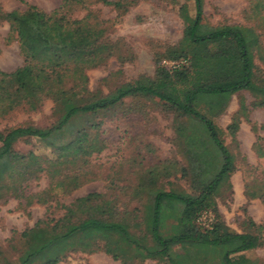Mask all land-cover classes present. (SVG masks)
Masks as SVG:
<instances>
[{"label":"trees","instance_id":"trees-1","mask_svg":"<svg viewBox=\"0 0 264 264\" xmlns=\"http://www.w3.org/2000/svg\"><path fill=\"white\" fill-rule=\"evenodd\" d=\"M70 1L73 0H62L60 7L48 14L32 6H27L20 15L0 8V23H8V31L15 32L22 58V64L14 70L0 71V118L16 109L35 111L46 99L51 101L55 117L47 128L27 125L0 131V204L9 198H21L26 206L31 204L32 197L24 195L23 187L40 174L46 176L50 190L56 188L63 195L91 181L88 159L104 149L97 130L99 124L94 123V118L121 105L125 98L133 97L156 100L177 113L180 121L172 124V128L175 138L183 141L193 160L189 172L195 186L192 194L150 193L148 190L154 186L156 174L147 172L137 186L146 197L139 223L131 226L132 230L141 233L137 237L129 232L130 226L125 221L114 218L116 212L107 206L94 205L101 195L77 198L62 207L64 211L60 218L37 220L31 228L21 232L15 260H6L0 253L2 264H57L71 253L91 254L95 251H102L120 264H131L136 257L167 264H186L187 260L212 264L202 254L205 250L219 252L217 264H244L243 253L262 244L259 233L263 231L264 223L251 221L250 225L257 233L237 234L217 215L213 197L221 182L228 180L235 169L222 136L224 131L233 136L238 122L232 117L223 131L211 119L224 110L231 95L240 91H246L254 98L253 107L264 110V75L259 77L253 64L254 57L264 60V43L261 44L260 35L252 28L240 25L202 28L201 0H192V17L187 14L186 6H180L184 22L181 39L165 60H158L154 78L120 85L102 95L89 91L87 80L76 70L73 59L64 61L58 54L53 63L34 60V46L46 41L41 36V25L62 27L67 23L74 32L81 28L82 19L69 20L59 14V9ZM247 2L253 12L264 9V0ZM102 4L115 7L117 2L102 0ZM16 17L18 23L32 24L33 33L38 34L29 38L27 34L32 30L29 33L17 30L14 26ZM261 18L264 21V15ZM109 54L111 48L106 45V55ZM162 61L184 63L166 68L161 65ZM82 66L79 65L81 71ZM194 71H200L202 75L189 78ZM244 111V107L239 106L238 114ZM30 141L49 150V155L42 156L31 150L20 154L13 150L15 143ZM72 144H78L76 154L64 157V150ZM205 157L216 162L214 170L204 161ZM259 200L264 207V201ZM203 210L211 211L214 216L209 231L194 223ZM82 211L85 216L79 218ZM169 220L172 222L168 223ZM173 247L180 252L172 250ZM131 253L133 258L129 260Z\"/></svg>","mask_w":264,"mask_h":264},{"label":"rangeland","instance_id":"rangeland-1","mask_svg":"<svg viewBox=\"0 0 264 264\" xmlns=\"http://www.w3.org/2000/svg\"><path fill=\"white\" fill-rule=\"evenodd\" d=\"M0 0L4 12L20 15L27 6L48 14L58 9L62 0ZM117 2L115 7L102 4V0H73L59 9L69 20H83L81 28L73 31L66 23L62 27L41 25V36L46 41L34 46V60L53 63L58 55L64 61H76V70L86 78L89 91L102 95L111 93L115 87L131 84L141 80H152L158 60H165L181 39L184 22L181 19L180 6H186L187 14L193 16L192 0H106ZM248 0H201V27L220 25L248 26L260 35L264 43V9L253 12ZM87 16V17H86ZM85 18V19H83ZM15 28L30 32L33 38L32 24L18 23ZM29 22V21H26ZM33 28V29H32ZM6 22L0 23V71L10 72L22 64L15 32H9ZM37 42V41H36ZM106 45H110L111 54L106 55ZM264 59V54H262ZM257 75H264V60L253 58ZM82 66V71L79 68ZM89 66V67H88ZM200 71L190 74L191 79L201 76ZM67 82H70L68 80ZM66 82V83H67ZM65 83V84H66ZM69 86L68 83L66 85ZM254 98L246 91L230 96L224 110L212 118L213 123L224 131L232 117H236L238 128L230 137L225 131L223 145L234 162V171L229 179L219 185L213 197L216 213L223 224L232 232L257 233L247 214L250 200L264 201V110L253 107ZM52 103L46 99L32 112L16 109L0 118V131L15 126H33L47 128L55 117ZM239 106L244 113L238 114ZM205 113V112H204ZM180 121L177 113L167 109L156 100L142 97L125 98L121 105L105 114L94 118L99 124L98 134L104 142V149L91 155L88 159L89 177L93 179L69 194L63 195L56 188L50 190L44 174L30 180L24 187V195L31 196V204L24 205L21 198H9L0 204V253L9 261H14L19 248L18 235L29 229L37 220H56L63 214V206L88 194L101 195L103 202H94L116 212L115 219L125 221L129 232L133 223H139L142 205L146 197L138 184L147 172L156 174L154 186L148 190L172 191L174 193L192 194L195 180L190 176L192 159L183 141L176 139L172 124ZM182 122V121H181ZM79 143V140L78 142ZM250 150H244L249 148ZM13 150L25 154L33 151L42 156L49 155V150L38 143L17 142ZM78 144H72L63 152L64 157L76 154ZM190 151V149H189ZM262 155L257 166L246 161L250 153ZM202 155V154H200ZM250 156V157H249ZM200 157V156H198ZM214 170L215 161L203 158ZM242 174L238 177L237 173ZM231 180V182L229 181ZM229 183V184H228ZM243 186L246 201L237 203L234 185ZM50 190V191H49ZM237 206V207H236ZM236 207V208H235ZM85 211L78 214L84 218ZM172 221H168L171 223ZM264 223V220L261 222ZM262 244L254 250L243 253L244 264H264V225L259 233ZM172 250L180 252L177 247ZM196 252H194L195 254ZM193 254V255H194ZM212 264L219 263V252L205 250L202 253ZM132 253L128 257L132 260ZM131 264H167L154 260L134 258ZM199 264L197 260H187L186 264ZM0 264L2 258L0 256ZM57 264H120L102 251L91 254L71 253Z\"/></svg>","mask_w":264,"mask_h":264},{"label":"crops","instance_id":"crops-1","mask_svg":"<svg viewBox=\"0 0 264 264\" xmlns=\"http://www.w3.org/2000/svg\"><path fill=\"white\" fill-rule=\"evenodd\" d=\"M244 150H250V146H249V148H244ZM250 155H251V158H249L246 161L249 163V165H251L252 164L251 161L254 160L253 164H254V166H257V162L256 161L259 160V159L261 160L263 154L262 155H260V154L258 155V154H254L252 152V153H250ZM237 175H238V177L242 176V174L240 172H238ZM229 181L231 182V180H229ZM233 191L236 194L237 203H239L240 201H243V203H244L246 201V198L243 195V186H242V184L241 185L235 184L234 188H233ZM249 203L250 204L247 206V209H248L247 214H248V216L251 218V221L254 224H260L264 220V207H263V205L261 204L259 199L250 200Z\"/></svg>","mask_w":264,"mask_h":264},{"label":"built area","instance_id":"built-area-1","mask_svg":"<svg viewBox=\"0 0 264 264\" xmlns=\"http://www.w3.org/2000/svg\"><path fill=\"white\" fill-rule=\"evenodd\" d=\"M184 63V61L174 62V61H162L161 65L166 68H174L178 66L179 64ZM195 225L202 229L209 231L212 229L214 224V216L211 211L209 210H203L198 213V215L194 219Z\"/></svg>","mask_w":264,"mask_h":264}]
</instances>
